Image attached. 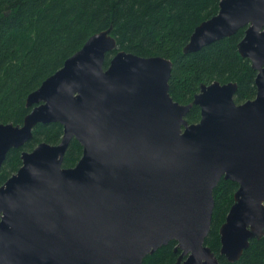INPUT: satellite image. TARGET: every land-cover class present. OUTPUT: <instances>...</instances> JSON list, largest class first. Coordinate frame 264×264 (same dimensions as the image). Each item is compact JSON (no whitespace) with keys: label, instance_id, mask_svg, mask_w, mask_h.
<instances>
[{"label":"water","instance_id":"water-1","mask_svg":"<svg viewBox=\"0 0 264 264\" xmlns=\"http://www.w3.org/2000/svg\"><path fill=\"white\" fill-rule=\"evenodd\" d=\"M255 69L256 94L234 82L201 84L187 104L169 94L172 62L117 51L111 27L89 36L26 97L22 124L0 123V170L38 124L59 122L57 144L21 153L0 185V264H142L169 241L174 264H221L206 245L220 178L237 183L219 227V253L238 260L264 235V0H220L184 52L234 34ZM197 105L200 118L185 119ZM82 147L63 167L70 141Z\"/></svg>","mask_w":264,"mask_h":264},{"label":"trees","instance_id":"trees-1","mask_svg":"<svg viewBox=\"0 0 264 264\" xmlns=\"http://www.w3.org/2000/svg\"><path fill=\"white\" fill-rule=\"evenodd\" d=\"M220 0H0V123L22 124L31 110L27 95L59 69L92 34L111 27L116 48L107 52L104 68L119 50L142 57L161 56L172 62L169 94L187 104L201 84L234 82L233 100L242 103L256 94V70L242 57L237 44L245 27L197 51L184 52L194 28L218 11ZM200 108L193 105L185 119L195 123ZM59 122L38 124L32 137L12 148L0 170V185L21 166V153L41 142L57 144ZM82 153L73 138L64 154L63 167H72ZM237 183L220 178L213 189L214 206L205 238L221 264H264V235L253 238L240 258L229 262L219 253V227L233 203ZM169 241L146 255L142 264H174L180 254Z\"/></svg>","mask_w":264,"mask_h":264}]
</instances>
